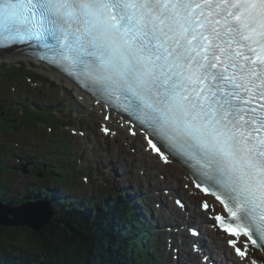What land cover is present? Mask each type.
Returning <instances> with one entry per match:
<instances>
[{
	"label": "snow or ice",
	"instance_id": "snow-or-ice-1",
	"mask_svg": "<svg viewBox=\"0 0 264 264\" xmlns=\"http://www.w3.org/2000/svg\"><path fill=\"white\" fill-rule=\"evenodd\" d=\"M28 49L100 106L103 133L122 114L183 165L239 264H264V0H0V58Z\"/></svg>",
	"mask_w": 264,
	"mask_h": 264
},
{
	"label": "trees",
	"instance_id": "trees-1",
	"mask_svg": "<svg viewBox=\"0 0 264 264\" xmlns=\"http://www.w3.org/2000/svg\"><path fill=\"white\" fill-rule=\"evenodd\" d=\"M104 200L84 203L74 195L54 191L56 215L50 225L39 232L25 226L12 228L30 231L41 250L15 254L0 238V264H143L137 259V248L145 249L143 234L148 232L149 221L136 207L138 200L128 193L117 200ZM8 202L14 204L13 199ZM22 238L20 242L26 243Z\"/></svg>",
	"mask_w": 264,
	"mask_h": 264
},
{
	"label": "rangeland",
	"instance_id": "rangeland-1",
	"mask_svg": "<svg viewBox=\"0 0 264 264\" xmlns=\"http://www.w3.org/2000/svg\"><path fill=\"white\" fill-rule=\"evenodd\" d=\"M9 67H10L9 64H6L5 66L0 68V71L5 74L4 79L5 80H8L10 78L17 79V77L15 75L16 69L15 68H9ZM39 70L48 73L47 71L43 70L42 68H39ZM21 73L23 74V73H25V71H22ZM43 76L45 77V75H40L39 77H43ZM39 77L36 76L35 78H39ZM48 81L55 87H59V84L61 83L60 80H57L54 77L50 78ZM22 83L23 82L16 84L18 86L16 92H14L12 90L11 91L15 94H18L19 89H21ZM24 83L26 84V81H24ZM26 86H27V88L29 87L28 84H26ZM0 88L6 89V93L3 96H0V100L3 101V100H5V98H7V96L10 94V92H9V88L4 87L3 84H1ZM38 92H39V90H36V93H38ZM56 95H57V93H56ZM56 98L57 97L55 95L49 96L50 102H51V100H54V102H58V103H55V106H57L58 104H61V101L60 100L56 101ZM21 100H22V98H21ZM89 112H91V111H89ZM15 116L20 117V114L15 113ZM86 116H87V119H84V118L82 119V120H85L83 123L84 127H91V130L93 131V134H91V136L95 137V140L98 141L99 144L101 143L102 149L105 148V149L110 151V154L107 155L106 157L101 152H98V160L102 161V164H104V165H110L111 163H114V168L116 171H117L119 165L121 167L120 175H121L122 179H120L118 177L117 173L116 174L114 173V170L111 166L112 173H113V174H111V176L114 175L113 177L116 180L112 184H110L109 189H111L112 186L119 187V188H121L123 186H130V187L136 186V187H138L139 184L135 178V174L131 173V168L129 167V165H127V163H128L127 157H128L130 150L128 147H126L124 145L123 136L119 135L114 140L103 139L100 134L98 135L94 131V126L97 125V121L99 120L97 113L96 112L95 113L94 112L88 113ZM6 118H11V117L9 115H7ZM13 119H15V118H13ZM24 121L25 120H21V123H23ZM46 136H50V135H49V133L46 132L45 128H43V130H42V129H37L36 126L35 127L34 126L24 127V128L18 127V128L12 129V131H4L3 134L0 136V143L3 141H8V143L5 145L9 146L10 149H16V150L20 151L19 156L26 157V156L31 155V153L34 155H38L40 152L43 151L42 147H44L45 143H47L48 141H47V139H45V143H44L42 138H45ZM52 137H54V136H52ZM9 138H11L10 140H18L22 143H25V146H23L22 143L19 146L12 145L9 142L10 141ZM98 139H102V142H100ZM135 141H136V144H139V138H136ZM88 154L92 159H94V157H95L94 153H91L88 150ZM50 155H52V152L50 153ZM114 160H117V161L114 162ZM12 163H13V166H15L16 164H19L16 161H12ZM59 171L61 172V169H59ZM60 172L56 171L55 175L49 173L47 175L48 180H50L51 182H53L57 185L63 184L64 186H68L69 184H71L72 182L69 180V178L73 176L71 169H69V170L63 169V172H61V173L64 176H62ZM129 173L132 175L130 176ZM153 174H156V173L153 172ZM13 176L11 177L10 183L7 181V179L5 177H0V187L6 186L7 191H8L7 194H11L14 196H17L16 195L17 191H20V192L24 191L23 188H24V185L26 182L35 183L38 179V177H36L34 175H27V176L21 177V178H18L15 176L13 177ZM43 182L45 183L46 181L43 180ZM101 186H102V184L100 182H97V183H95V185L94 184L92 185L93 188L91 190H90V188L88 189V192L94 194L97 189H101ZM70 187H71V189L75 188L74 185H70ZM103 187H105V186H103ZM76 189H78V188H76ZM85 192H86V190H83V193H85ZM3 226H5V225H3ZM31 234L32 233L30 231H27V230H19V231L15 230V229H7L5 231L0 230V238H1L2 244L5 245L6 247H8L10 250H15V251L17 250V247L19 246L20 241L24 240L22 238V236L25 238V241H26V243L29 244V246H31L32 248L37 246V244L35 243L34 237Z\"/></svg>",
	"mask_w": 264,
	"mask_h": 264
},
{
	"label": "water",
	"instance_id": "water-1",
	"mask_svg": "<svg viewBox=\"0 0 264 264\" xmlns=\"http://www.w3.org/2000/svg\"><path fill=\"white\" fill-rule=\"evenodd\" d=\"M9 213L14 214V218L9 219ZM52 216L53 209L49 200L28 203L15 210L0 204V224L8 226L25 225L39 231L51 222Z\"/></svg>",
	"mask_w": 264,
	"mask_h": 264
},
{
	"label": "bare ground",
	"instance_id": "bare-ground-1",
	"mask_svg": "<svg viewBox=\"0 0 264 264\" xmlns=\"http://www.w3.org/2000/svg\"><path fill=\"white\" fill-rule=\"evenodd\" d=\"M22 57H26L25 54L21 53V52H15L13 54H10L9 56H6L4 58H0V59H8V60H14V59H18V58H22ZM50 72V71H49ZM50 74H52L54 77H58V75L55 73V72H50ZM59 78V77H58ZM62 81V80H61ZM74 96L78 97L80 96V94L78 92H76L75 94H73ZM115 120V118H113ZM118 130V132H122L124 129H120V128H115ZM127 141H129V143H133V144H136V141L131 139V138H127ZM142 141H141V149H142ZM144 155H147V153L144 151V148H143V153ZM184 173L181 172V171H173L171 173V177L173 179H175L177 181V184H178V187L180 186L181 182H183V178H184ZM184 183H185V179H184ZM176 184V186H177ZM186 194H189V191H185ZM19 194H21L19 192ZM198 216H201V217H204L205 215H202V214H198ZM191 237H188V239H190ZM219 248H221L222 246L220 244L217 245Z\"/></svg>",
	"mask_w": 264,
	"mask_h": 264
}]
</instances>
